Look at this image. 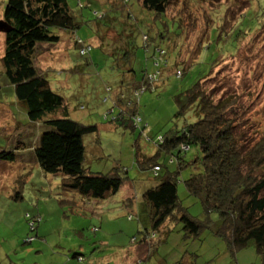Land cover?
Masks as SVG:
<instances>
[{
    "label": "rangeland",
    "instance_id": "obj_1",
    "mask_svg": "<svg viewBox=\"0 0 264 264\" xmlns=\"http://www.w3.org/2000/svg\"><path fill=\"white\" fill-rule=\"evenodd\" d=\"M66 1L78 27L68 34L59 31L55 45H38L34 63L65 98L69 117L97 126L83 136V166L95 174L116 171L125 182L115 194L98 201L95 209L79 195L70 199L71 194L60 189V175L45 173L35 163L31 148L43 126L28 123L0 65V149L17 153L14 161L0 160V264H121L126 253H133L131 238L149 228L142 192L158 183L165 169H176V163L168 161L169 154L162 152L156 160L164 169L154 177L148 164L138 162L134 142L142 154L152 155L160 135L193 121L191 111L185 118H175L173 96L200 77L209 74L207 85L216 89V97L224 90L239 96L245 137L256 138L264 130V14L253 30L240 31L237 41L230 32L247 9L260 10L257 0H173L159 17L144 9L141 0ZM5 2L0 0V19ZM157 32L164 36L157 37ZM82 45L91 47L84 55ZM156 46L165 49L167 65L156 63L160 58ZM3 48L0 31V56ZM124 50L133 54L132 72L124 63ZM176 68L184 70L182 77L175 74ZM156 71L155 85L141 89L145 77ZM130 101L136 103L141 119L137 127L110 120ZM143 125L146 132L141 134ZM194 153L191 147L186 160ZM194 170L182 168L176 174L177 196L189 215L202 219V206L184 183ZM130 197L136 207L132 211L126 203ZM209 217L210 227L198 237L186 236L180 223L166 222L165 240L156 243L145 264L264 263L252 245L233 256L213 231L217 213ZM74 253L84 258L79 260ZM133 254L136 260L137 253Z\"/></svg>",
    "mask_w": 264,
    "mask_h": 264
},
{
    "label": "trees",
    "instance_id": "obj_2",
    "mask_svg": "<svg viewBox=\"0 0 264 264\" xmlns=\"http://www.w3.org/2000/svg\"><path fill=\"white\" fill-rule=\"evenodd\" d=\"M172 1L141 0V5L159 17ZM257 3L260 10L251 12L250 8L247 9L231 29L235 41L240 31L253 30L258 17L264 14V2L257 0ZM1 17L9 27V31L4 33V48L0 56L2 72L13 86L15 101L23 105L28 123L43 126L37 144L31 148L35 163L45 173L60 175L59 186L64 193L79 195L93 202L107 199L122 187L125 180L116 171L95 174L83 166L86 152L83 136L95 132L96 124H84L69 117L65 98L52 89L49 80L38 72L34 63L38 45H55L60 40L59 31L68 34L78 27L67 1L6 0ZM166 29L163 27L162 32ZM156 34L159 38L164 36L161 32ZM144 37L149 39L148 35ZM83 47L91 49L89 45H82L80 53ZM155 50L160 57L156 63L167 65L163 57L165 49L156 46ZM160 51L163 53L160 54ZM125 54L127 71L132 72L133 54L128 51ZM183 73L184 70L176 68L178 77H182ZM158 74L159 71H156L145 77L144 88L142 86L141 89L155 85ZM208 75L173 96L175 118H185L191 111L193 121L185 122L180 129L164 136L160 135L152 155L142 154L137 141L134 142L138 162L148 164L154 177H158L164 169L156 160L162 152L169 154L168 161L175 162L176 169H165V176L141 194L148 213L149 228L141 231L139 237L131 238L135 246L141 245L145 250L129 264H145L149 260L156 251V243L165 240L166 222L180 223L186 236L198 237L203 228L210 227L212 221L209 214L212 212L218 215L213 231L224 239L233 256L241 248L252 245L256 253L264 258V130L256 138L245 137L240 127L242 104L239 96L224 90L216 97V89L207 85L211 80ZM149 76L154 78L150 80ZM135 104L128 102L127 107L119 110L110 120H119L123 127H137L140 121H136L139 116L135 112ZM144 129L145 126H141V134L146 132ZM191 147L195 148V155L186 160V153ZM16 156L15 150L0 149V160L11 162ZM187 167L195 170L184 180L185 187L200 202L204 215L202 219L189 215L178 201L176 174ZM127 217L132 219L131 212ZM30 221L33 227L35 219ZM73 256L79 260L84 258L77 253Z\"/></svg>",
    "mask_w": 264,
    "mask_h": 264
},
{
    "label": "crops",
    "instance_id": "obj_3",
    "mask_svg": "<svg viewBox=\"0 0 264 264\" xmlns=\"http://www.w3.org/2000/svg\"><path fill=\"white\" fill-rule=\"evenodd\" d=\"M69 198L70 199H75V196H69ZM78 198V197H77ZM126 198H129V196H127ZM84 201H91V203H92V206H93V208L95 209L96 207H98L99 206V204H98V202L97 201H94V202H92V200H88V199H82V202H84ZM125 201H126V199H125ZM126 203H127V205L129 206V208L131 209V210H133L134 208H136L135 206H134V203L132 202V201H130V202H128V201H126ZM142 248L143 247H141V245H138V246H135V249L132 251L133 253H137V255H136V258L138 257V256H141V255H143V254H140L141 252H142ZM137 249V250H136ZM140 250V251H139ZM133 253H131V254H125L124 255V258L122 257V263L121 264H129L130 262H132V260H134V255L135 254H133ZM135 258V259H136Z\"/></svg>",
    "mask_w": 264,
    "mask_h": 264
},
{
    "label": "water",
    "instance_id": "obj_4",
    "mask_svg": "<svg viewBox=\"0 0 264 264\" xmlns=\"http://www.w3.org/2000/svg\"><path fill=\"white\" fill-rule=\"evenodd\" d=\"M0 31L3 33H6L7 31H9V27L2 19H0Z\"/></svg>",
    "mask_w": 264,
    "mask_h": 264
},
{
    "label": "built area",
    "instance_id": "obj_5",
    "mask_svg": "<svg viewBox=\"0 0 264 264\" xmlns=\"http://www.w3.org/2000/svg\"><path fill=\"white\" fill-rule=\"evenodd\" d=\"M88 49H89V47H87V48H86V47H83V48L81 49V51H82L81 53L87 51ZM162 53H163V52L160 51V54H162ZM153 78H154V76H149V79H150V80H152ZM153 82H154V81H153ZM136 121H137V122L140 121V118L137 117V118H136ZM144 130H146V128H145Z\"/></svg>",
    "mask_w": 264,
    "mask_h": 264
}]
</instances>
